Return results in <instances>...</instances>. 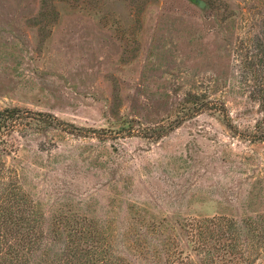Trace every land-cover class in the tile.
<instances>
[{"label": "rangeland", "instance_id": "obj_1", "mask_svg": "<svg viewBox=\"0 0 264 264\" xmlns=\"http://www.w3.org/2000/svg\"><path fill=\"white\" fill-rule=\"evenodd\" d=\"M263 96L264 0H0V111L88 133L34 122L6 167L47 227L96 218L125 264H164L146 250L162 216L264 214ZM177 119L157 141L136 133Z\"/></svg>", "mask_w": 264, "mask_h": 264}, {"label": "trees", "instance_id": "obj_2", "mask_svg": "<svg viewBox=\"0 0 264 264\" xmlns=\"http://www.w3.org/2000/svg\"><path fill=\"white\" fill-rule=\"evenodd\" d=\"M260 93L258 90L257 95ZM259 101L264 109V96ZM206 103L194 101L191 113L203 112ZM34 122L88 136L86 128L73 123L69 125L74 129L61 126L66 122L49 112L18 106L0 111V264H125L122 257L109 254L115 242L113 232L96 218L60 212L47 227L44 213L21 186L18 173L6 167L5 158L17 154L20 138L30 134ZM123 122L124 131L132 132L134 124L128 119ZM181 123L177 119L170 128H151V136H147V128L136 133L157 141ZM258 125L261 130L263 126ZM259 132L263 134L256 139L264 141V132ZM153 223L159 229L166 223V229L159 240L155 235V246L146 248L150 260L161 261L163 255L164 264H255L264 259V214L241 220L215 215L177 217L174 223L162 216Z\"/></svg>", "mask_w": 264, "mask_h": 264}, {"label": "water", "instance_id": "obj_3", "mask_svg": "<svg viewBox=\"0 0 264 264\" xmlns=\"http://www.w3.org/2000/svg\"><path fill=\"white\" fill-rule=\"evenodd\" d=\"M199 6H200V7H204V6H205V2L200 1V2H199Z\"/></svg>", "mask_w": 264, "mask_h": 264}]
</instances>
